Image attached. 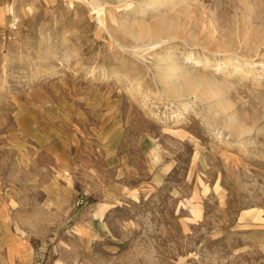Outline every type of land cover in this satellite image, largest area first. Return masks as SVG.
<instances>
[{"label":"rangeland","instance_id":"374dc122","mask_svg":"<svg viewBox=\"0 0 264 264\" xmlns=\"http://www.w3.org/2000/svg\"><path fill=\"white\" fill-rule=\"evenodd\" d=\"M179 1L0 0V264H264V0ZM191 52L228 109L163 91Z\"/></svg>","mask_w":264,"mask_h":264},{"label":"bare ground","instance_id":"6f19581e","mask_svg":"<svg viewBox=\"0 0 264 264\" xmlns=\"http://www.w3.org/2000/svg\"><path fill=\"white\" fill-rule=\"evenodd\" d=\"M67 4L70 7H74L76 3H79L80 1L85 2L92 7H94V2L95 1H101V0H65ZM145 5L144 7H149L152 4H156V8H159L160 5L162 4L163 0H145ZM184 8H189L190 2L188 0H180L179 1ZM150 11L144 12L145 17H149L150 15L148 14ZM156 19V25H158V30H147L143 31L142 33L136 34V36L140 39H144L146 36H150L151 38L157 39L156 41L152 42L151 45H156L161 41L162 33L165 32L170 36H177L180 37L182 40H192L195 41L196 38L194 37L193 34L187 29L186 25L182 22L175 23L172 26H168L169 28L167 29L165 27V19L164 18H159L158 15L154 14L151 15ZM176 16V15H175ZM179 20V19H178ZM141 24V23H139ZM152 27V26H151ZM156 27V26H155ZM157 29V28H155ZM105 30V29H104ZM243 39H241V44L244 47H251V45L255 42L254 38L251 36L249 32H244ZM263 37H259L261 39ZM160 39V40H159ZM53 38L48 37V48L42 52V59L45 60H50L51 56L54 55V47L51 45L53 44ZM259 41V40H258ZM224 43L222 44H217V43H211V44H201L204 49H207L208 52L210 53H215V51L219 50H225V49H231L232 47V39H227L226 41H223ZM219 43V42H218ZM200 52H197V57L199 58ZM206 55V54H205ZM246 56V55H244ZM191 57L194 59H189L190 61L193 62H198L201 65V68L199 70H195L190 68V66L187 65V62H178L176 59H172L171 55L166 57L164 59L165 65L163 76L161 77V87L163 91L172 93L173 95H190L193 96L197 99H201L207 101L209 109H213L215 113H218L221 111L220 109H228L229 106L226 103V95L233 89L235 88L234 85H239L241 84L242 81V74L243 73H238L234 72L231 74V79L225 81V82H220L217 79H213L210 77L206 72V68L208 67V63L210 62V59L206 57L205 61H199L195 57V53L191 52ZM244 62H250L251 59L243 58ZM202 63V64H201ZM197 64V63H196ZM240 69H243V65H239ZM162 68V69H163ZM163 71V70H162ZM32 78H36V74L32 75ZM234 80V81H233ZM239 92V91H237ZM236 92V93H237ZM230 94V93H229ZM214 99V100H213ZM190 102L183 100L182 102V107L179 109V111H175L173 113L172 120L175 121L178 119V117L184 112L188 111L190 108ZM212 112V111H211ZM229 121L230 123H234L235 118L234 115L231 114L229 115ZM233 127H235L234 124H232ZM229 127V126H228ZM238 128V127H237ZM235 130V129H234ZM238 132H243V128L239 127Z\"/></svg>","mask_w":264,"mask_h":264}]
</instances>
